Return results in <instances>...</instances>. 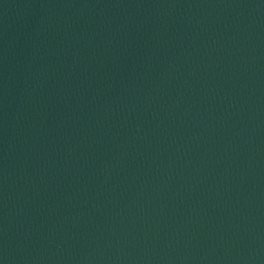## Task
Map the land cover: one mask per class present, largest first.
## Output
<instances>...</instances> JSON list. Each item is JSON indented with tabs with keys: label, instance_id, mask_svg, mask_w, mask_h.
I'll return each instance as SVG.
<instances>
[{
	"label": "water",
	"instance_id": "water-1",
	"mask_svg": "<svg viewBox=\"0 0 264 264\" xmlns=\"http://www.w3.org/2000/svg\"><path fill=\"white\" fill-rule=\"evenodd\" d=\"M0 264H264V0H0Z\"/></svg>",
	"mask_w": 264,
	"mask_h": 264
}]
</instances>
